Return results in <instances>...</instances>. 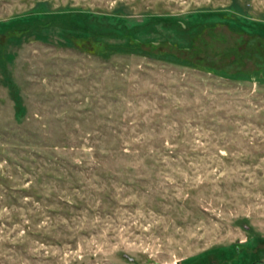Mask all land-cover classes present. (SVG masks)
Segmentation results:
<instances>
[{"label":"rangeland","instance_id":"obj_1","mask_svg":"<svg viewBox=\"0 0 264 264\" xmlns=\"http://www.w3.org/2000/svg\"><path fill=\"white\" fill-rule=\"evenodd\" d=\"M262 27L264 0H0V264H264Z\"/></svg>","mask_w":264,"mask_h":264},{"label":"trees","instance_id":"obj_2","mask_svg":"<svg viewBox=\"0 0 264 264\" xmlns=\"http://www.w3.org/2000/svg\"><path fill=\"white\" fill-rule=\"evenodd\" d=\"M82 16V14H80ZM229 15L228 17L230 18ZM74 19V18H73ZM76 19V17H75ZM88 22V27H85V25L80 24V26H78V19H76L75 22L77 24V29H81L79 30L80 33H83V41L86 42V40H92L95 43H98L99 45H101V50L104 51L105 49H107L108 51H110L112 48H110V44L108 43V41L110 39H117V38H121L123 40H128L129 42H132L135 46H137L138 48H140L142 50L141 45L144 44L142 42V40H140L139 38H137L133 33V26L128 27V25L126 24V22H123L121 19H118L116 17H97V16H91V14H88L85 16V19ZM165 22V21H164ZM172 25L176 26V31L181 35L184 36L185 32L188 31V26L187 24H185L183 22L182 19H171ZM167 23V22H166ZM82 25V26H81ZM260 25V24H259ZM65 26V25H64ZM66 27V26H65ZM69 28V27H67ZM134 28L135 29H146L147 31L151 30L150 26H141L139 24H134ZM262 30H264V28L262 27ZM15 35H18V32L16 30H13L12 34L9 37H13ZM257 36H260L261 38L264 39V32H258L256 33ZM196 36H193L192 38V45L189 47H186V49H193L192 47L194 46V43L196 42ZM70 39V41L73 42V39H80V35L79 36H70L68 37ZM153 42V41H152ZM151 43V42H149ZM148 43V44H149ZM100 47V46H99ZM112 51V50H111ZM159 55H173L179 59H181L180 57L172 54V53H160ZM182 60V59H181ZM186 62L189 63H193L192 60L189 59H183ZM263 72H264V67L262 68ZM228 75V74H227ZM259 82H262V80H260Z\"/></svg>","mask_w":264,"mask_h":264}]
</instances>
